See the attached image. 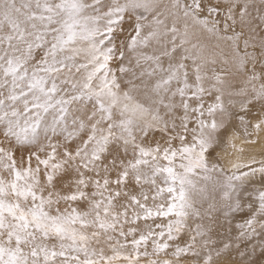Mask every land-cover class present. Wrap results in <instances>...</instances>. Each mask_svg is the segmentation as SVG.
<instances>
[{"label": "snow or ice", "instance_id": "1", "mask_svg": "<svg viewBox=\"0 0 264 264\" xmlns=\"http://www.w3.org/2000/svg\"><path fill=\"white\" fill-rule=\"evenodd\" d=\"M0 264H264V0H0Z\"/></svg>", "mask_w": 264, "mask_h": 264}]
</instances>
